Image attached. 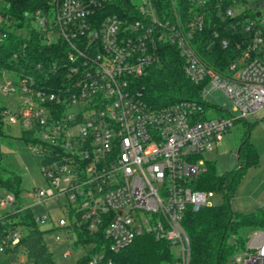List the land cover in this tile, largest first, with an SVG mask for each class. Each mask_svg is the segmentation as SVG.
<instances>
[{
    "label": "built area",
    "instance_id": "1",
    "mask_svg": "<svg viewBox=\"0 0 264 264\" xmlns=\"http://www.w3.org/2000/svg\"><path fill=\"white\" fill-rule=\"evenodd\" d=\"M193 1L205 6L209 0ZM261 3L249 0L248 8L257 12ZM242 10L238 5L226 15ZM260 17L247 20L250 40L230 65V74L223 75L193 45L195 33L206 27L205 13L188 20L174 3L173 13L166 15L154 0H54L52 15H34L47 32L45 42L62 38L67 55L53 68L60 71L54 86L40 87L32 75H21L4 89L20 95L18 111L6 113V120L33 132L37 142L29 146L43 156L41 171L49 189L32 195L39 200L66 197L72 221L61 220V227L67 226L69 234L80 224L91 234L102 231L113 253L152 236L181 249L177 264H190L185 218L210 207L213 195L196 189L208 162L202 155L217 149L236 121L264 108ZM6 35L0 29V43ZM222 45L226 48L230 41ZM170 48L178 51L186 78L200 88L199 98L155 108L144 100L136 81L151 67L162 66ZM217 90L228 97L232 112L207 101ZM213 111L228 116L206 119ZM14 202L11 193L1 205ZM253 234L234 264H264V231ZM17 241L15 236L12 243ZM104 259L101 251L88 264Z\"/></svg>",
    "mask_w": 264,
    "mask_h": 264
},
{
    "label": "trees",
    "instance_id": "2",
    "mask_svg": "<svg viewBox=\"0 0 264 264\" xmlns=\"http://www.w3.org/2000/svg\"><path fill=\"white\" fill-rule=\"evenodd\" d=\"M5 1L7 7L0 12L4 22L0 29L7 34L0 43V78L4 76L3 72L15 76L32 75L40 87L54 86L59 81L60 71H53V68L65 62L67 45L59 37L51 44L46 43L47 32L40 27L30 26L37 12L52 15L54 0ZM154 2L158 11L166 15L173 13L174 3L182 17L188 20L205 13L206 27L195 33L193 45L202 60L223 75L230 74V65L242 56L250 40L249 33L245 31L247 20L261 19L258 17L261 10L253 12L248 8L249 0H209L205 6H199L193 0ZM219 5L222 8L220 12ZM238 5L243 10L234 17H228L226 10ZM215 33L218 37H215ZM223 40H229L230 45L224 48ZM238 44L241 48H238ZM262 51L264 53V45ZM167 53L162 66L151 67L136 81V88L143 94L144 100L155 108L182 99L199 98L200 88L186 78L178 51L170 48ZM3 115L0 109V188L14 194L16 204L23 192L22 176L1 149L3 143L12 144L14 140L2 129ZM250 130L251 125L248 124L239 149V166L236 170L218 176L210 161L199 177L196 189L222 191L226 202L186 215L184 227L190 239V264H234V257L247 249L250 234L264 231V208L243 214L228 207L230 195L235 191L242 171L258 162L257 151L249 141ZM21 138L28 145L37 142L30 131H24ZM69 216L72 217V213ZM17 228L20 234L16 235L18 241L13 244ZM74 234L77 238L73 244L75 248L91 246L89 254L79 259L77 264H88L91 257L101 251L105 253V259L99 264H177L172 245L152 236L140 237L125 250L113 253L102 231L91 234L84 224H80L74 226ZM0 248L10 264H59L56 255L47 248L44 232L38 228L31 210L21 205L0 217Z\"/></svg>",
    "mask_w": 264,
    "mask_h": 264
},
{
    "label": "rangeland",
    "instance_id": "3",
    "mask_svg": "<svg viewBox=\"0 0 264 264\" xmlns=\"http://www.w3.org/2000/svg\"><path fill=\"white\" fill-rule=\"evenodd\" d=\"M137 1V0H133ZM7 7L5 0H0V12ZM242 9V7H241ZM261 13L264 18V3H261ZM13 19L11 23H13ZM4 25L0 16V27ZM31 27H39V21L32 19ZM17 76L5 73L0 78V109L5 113L3 115L2 129L14 138L12 144L3 143L2 152L14 163L22 176L21 186L23 192L19 201L14 205H1V200L8 198L11 193L0 188V217L9 212H13L18 205L29 208L36 219L38 228L44 232V241L47 248L56 255L59 264H77V261L89 254L91 246L74 247L76 241L75 234H69V228L61 227L60 221L65 220L68 224L72 221L65 209L66 197L54 196L44 200H39L32 195L35 190L49 189L48 182L41 171L42 154L39 151H33L24 139L21 138L25 131L24 126L17 122L11 123L6 120V113H15L19 109L20 95L18 92L4 90L11 87V83L18 82ZM207 101L221 106H225L227 111L232 112V104L228 97L221 90L213 91L207 97ZM228 116L227 113L213 111L205 115L206 119ZM248 124L251 125L249 141L257 151V163L251 164L244 169L239 177L237 187L230 195L228 207L234 211L243 214H249L264 206V108L259 110L256 116L251 115L245 120L236 121L234 126L224 136L223 141L217 149L211 152H205L203 159L212 162L215 174L225 175L236 170L239 166V149L243 138L248 130ZM210 206L222 205L226 202L225 194L222 191H213L212 197L208 200ZM15 236H19L20 230H15ZM60 237L58 240L57 237ZM254 234H250L247 241V247ZM70 252L68 255L67 253ZM249 253H255L254 250H248ZM172 253L176 258L182 254L181 249L172 246ZM242 253V252H241ZM0 264H10L5 252L0 249Z\"/></svg>",
    "mask_w": 264,
    "mask_h": 264
},
{
    "label": "water",
    "instance_id": "4",
    "mask_svg": "<svg viewBox=\"0 0 264 264\" xmlns=\"http://www.w3.org/2000/svg\"><path fill=\"white\" fill-rule=\"evenodd\" d=\"M260 16H261V14L259 13V14H258V17H260ZM239 151H240V150H239ZM239 151H238V153H239Z\"/></svg>",
    "mask_w": 264,
    "mask_h": 264
},
{
    "label": "crops",
    "instance_id": "5",
    "mask_svg": "<svg viewBox=\"0 0 264 264\" xmlns=\"http://www.w3.org/2000/svg\"><path fill=\"white\" fill-rule=\"evenodd\" d=\"M261 16H262V13H261ZM261 208H264V206H262Z\"/></svg>",
    "mask_w": 264,
    "mask_h": 264
}]
</instances>
